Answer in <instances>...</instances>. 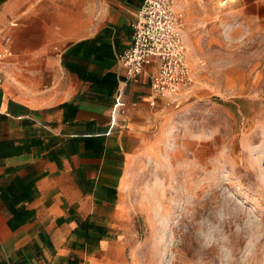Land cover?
Masks as SVG:
<instances>
[{
	"label": "rangeland",
	"instance_id": "1",
	"mask_svg": "<svg viewBox=\"0 0 264 264\" xmlns=\"http://www.w3.org/2000/svg\"><path fill=\"white\" fill-rule=\"evenodd\" d=\"M173 4L194 80L125 99L124 179L88 264H264V0Z\"/></svg>",
	"mask_w": 264,
	"mask_h": 264
},
{
	"label": "crops",
	"instance_id": "2",
	"mask_svg": "<svg viewBox=\"0 0 264 264\" xmlns=\"http://www.w3.org/2000/svg\"><path fill=\"white\" fill-rule=\"evenodd\" d=\"M142 0H0V264H66L103 250L81 223L107 227L127 151L117 56ZM152 67L125 99L149 103ZM83 245V246H82Z\"/></svg>",
	"mask_w": 264,
	"mask_h": 264
},
{
	"label": "built area",
	"instance_id": "3",
	"mask_svg": "<svg viewBox=\"0 0 264 264\" xmlns=\"http://www.w3.org/2000/svg\"><path fill=\"white\" fill-rule=\"evenodd\" d=\"M131 43L117 56L124 78L115 92L114 109L123 112V94L128 84H137L146 67H152L149 105L158 100L178 97L191 86L193 71L187 59L182 37V19L174 10L173 0H142L130 24ZM10 38L5 36L0 51V85L5 80L4 68Z\"/></svg>",
	"mask_w": 264,
	"mask_h": 264
},
{
	"label": "trees",
	"instance_id": "4",
	"mask_svg": "<svg viewBox=\"0 0 264 264\" xmlns=\"http://www.w3.org/2000/svg\"><path fill=\"white\" fill-rule=\"evenodd\" d=\"M79 227L84 232L86 244L91 246H97L98 242L108 235V229L104 226L81 223ZM66 264H81V261L75 258H70L66 260Z\"/></svg>",
	"mask_w": 264,
	"mask_h": 264
}]
</instances>
